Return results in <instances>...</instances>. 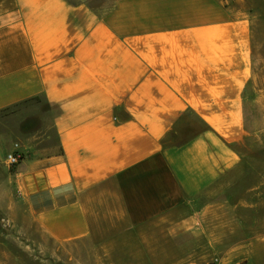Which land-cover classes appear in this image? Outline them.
Returning <instances> with one entry per match:
<instances>
[{"label": "crops", "instance_id": "obj_1", "mask_svg": "<svg viewBox=\"0 0 264 264\" xmlns=\"http://www.w3.org/2000/svg\"><path fill=\"white\" fill-rule=\"evenodd\" d=\"M252 42L228 0H0V112L30 103L51 140L8 176L42 241L83 264L255 263L264 236L239 225L260 206L229 203Z\"/></svg>", "mask_w": 264, "mask_h": 264}, {"label": "rangeland", "instance_id": "obj_2", "mask_svg": "<svg viewBox=\"0 0 264 264\" xmlns=\"http://www.w3.org/2000/svg\"><path fill=\"white\" fill-rule=\"evenodd\" d=\"M228 5L238 6L252 22V77L249 90L253 91L254 96V104L250 109L251 133L240 150L244 163L236 183L241 186H234V189L241 188L243 196H237L234 191L229 194V203L230 208H233L245 198L246 204L251 201V204L259 205L261 213L256 219L262 223L252 227L240 224L239 228L245 232L252 229L253 234L263 237L264 0H228ZM29 106L30 103H24L0 112V264H83V259L78 258L75 247L42 241L8 182L13 167L6 162L7 154L18 148L25 156L31 151L26 147H29V143L33 150L44 149L51 143L44 124L36 120V111H30ZM255 253L258 255L255 263L252 260L247 264H264V249L256 248Z\"/></svg>", "mask_w": 264, "mask_h": 264}, {"label": "built area", "instance_id": "obj_3", "mask_svg": "<svg viewBox=\"0 0 264 264\" xmlns=\"http://www.w3.org/2000/svg\"><path fill=\"white\" fill-rule=\"evenodd\" d=\"M23 159L22 152L16 148L6 156L8 166L14 167Z\"/></svg>", "mask_w": 264, "mask_h": 264}]
</instances>
